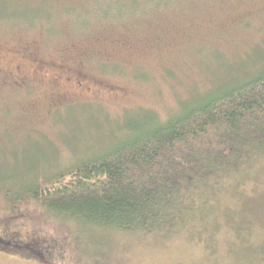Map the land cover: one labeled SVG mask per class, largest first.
Instances as JSON below:
<instances>
[{"label":"rangeland","instance_id":"obj_1","mask_svg":"<svg viewBox=\"0 0 264 264\" xmlns=\"http://www.w3.org/2000/svg\"><path fill=\"white\" fill-rule=\"evenodd\" d=\"M261 70L264 0H0V237L42 252L2 248L0 264H264V162L170 232L101 228L32 196Z\"/></svg>","mask_w":264,"mask_h":264},{"label":"trees","instance_id":"obj_2","mask_svg":"<svg viewBox=\"0 0 264 264\" xmlns=\"http://www.w3.org/2000/svg\"><path fill=\"white\" fill-rule=\"evenodd\" d=\"M152 120L113 151L37 186L33 199L60 217L118 231L170 232L203 217L217 184L264 162V70ZM21 242L8 236L0 249L42 254Z\"/></svg>","mask_w":264,"mask_h":264}]
</instances>
